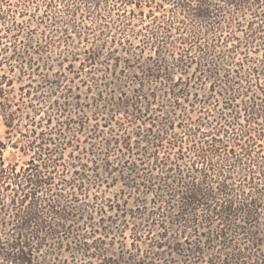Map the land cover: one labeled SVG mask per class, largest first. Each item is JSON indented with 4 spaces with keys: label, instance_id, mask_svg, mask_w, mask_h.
I'll return each instance as SVG.
<instances>
[{
    "label": "trees",
    "instance_id": "obj_1",
    "mask_svg": "<svg viewBox=\"0 0 264 264\" xmlns=\"http://www.w3.org/2000/svg\"><path fill=\"white\" fill-rule=\"evenodd\" d=\"M0 127V264H264V0H0Z\"/></svg>",
    "mask_w": 264,
    "mask_h": 264
},
{
    "label": "rangeland",
    "instance_id": "obj_2",
    "mask_svg": "<svg viewBox=\"0 0 264 264\" xmlns=\"http://www.w3.org/2000/svg\"><path fill=\"white\" fill-rule=\"evenodd\" d=\"M81 90H85V87L82 86L81 87ZM0 130H2V128L0 127ZM5 157L8 159V160H13L14 158H16L17 156L15 154L12 153V148L10 146L7 147L6 151H5ZM66 158H69V157H66ZM69 160V159H68ZM115 189H110L109 192L112 193L114 192ZM133 203H129V206H132ZM209 253V251H208ZM190 264H194V263H191Z\"/></svg>",
    "mask_w": 264,
    "mask_h": 264
}]
</instances>
